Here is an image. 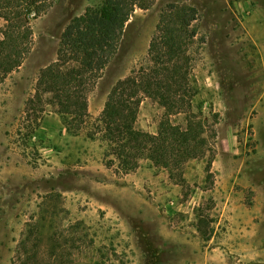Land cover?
<instances>
[{"label": "rangeland", "instance_id": "obj_1", "mask_svg": "<svg viewBox=\"0 0 264 264\" xmlns=\"http://www.w3.org/2000/svg\"><path fill=\"white\" fill-rule=\"evenodd\" d=\"M102 1L55 0L0 83V264H264V0H139L87 93L89 124L73 135L49 95L26 104L69 21ZM169 5L197 11L191 98L169 119L194 123L205 154L172 177L148 160L122 174L87 131L119 80L152 67L149 45ZM164 114L145 96L135 128L155 135Z\"/></svg>", "mask_w": 264, "mask_h": 264}, {"label": "trees", "instance_id": "obj_2", "mask_svg": "<svg viewBox=\"0 0 264 264\" xmlns=\"http://www.w3.org/2000/svg\"><path fill=\"white\" fill-rule=\"evenodd\" d=\"M138 1L103 0L99 7H88L72 18L60 35L55 60L39 72L26 111L49 95L47 104L57 109L65 128L73 135L81 133L90 120L87 93L116 54ZM54 2L0 0V18L5 22L0 41V83L29 53L31 21L45 14ZM196 18L193 7L167 6L149 45L152 67L119 80L109 92L97 124L87 131L88 138L97 135L104 143L108 168L116 166L122 174H128L138 168L140 161L148 160L172 177L173 172L181 174L188 160L205 154L204 139L196 133L194 123L188 122L183 129L169 119L180 112L185 94L191 98L187 50L196 36L192 27ZM145 96L165 110L155 135L135 128ZM190 103L189 100L188 106Z\"/></svg>", "mask_w": 264, "mask_h": 264}]
</instances>
